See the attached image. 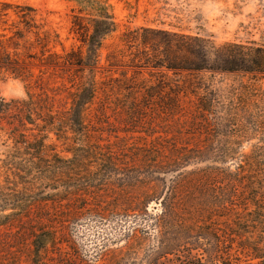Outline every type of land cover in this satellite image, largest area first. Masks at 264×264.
Returning a JSON list of instances; mask_svg holds the SVG:
<instances>
[{
    "label": "rangeland",
    "instance_id": "obj_1",
    "mask_svg": "<svg viewBox=\"0 0 264 264\" xmlns=\"http://www.w3.org/2000/svg\"><path fill=\"white\" fill-rule=\"evenodd\" d=\"M0 2L36 9L59 36L52 51L93 66L0 73V264H264V78L187 69L264 48V0ZM101 8L116 30L89 61ZM29 100L53 126L23 123L11 102ZM168 188L181 243L163 257L154 217Z\"/></svg>",
    "mask_w": 264,
    "mask_h": 264
},
{
    "label": "trees",
    "instance_id": "obj_2",
    "mask_svg": "<svg viewBox=\"0 0 264 264\" xmlns=\"http://www.w3.org/2000/svg\"><path fill=\"white\" fill-rule=\"evenodd\" d=\"M81 5H87L88 0H76ZM102 13H99L97 19L93 21L92 32L86 34L83 43L88 46L87 57L90 61L97 49L101 47L102 40L105 36L113 33L116 30V23L112 14L101 8ZM46 24L41 19L38 20L37 10L27 5L6 4L0 2V73L8 74L16 78L33 77L34 72L31 66L34 62L39 61V67L46 70L58 71V69L73 68L78 66L81 71L84 69H92V62H86L85 57L79 56L75 52L65 53L64 55L52 51L51 45H56L59 36L46 28ZM85 29V28H82ZM32 39L34 41L32 42ZM40 49L38 53H32L33 50ZM97 59L98 56H95ZM95 61V60H94ZM217 68H202L199 65L187 68L189 71L196 72H230L241 73L251 77L252 80L258 81L264 78V48H247L244 46H236V51H229L225 61H222ZM94 95L92 84L83 86L81 91L75 95L72 106L71 116L79 118L82 110L91 101ZM18 106L20 111L19 117L21 120L29 124H35L33 115H36L37 120H41L47 126H53L54 122H49L40 116L37 112L38 108L33 100L22 102H11ZM0 111L10 109V103L5 100L0 102ZM205 109V108H204ZM205 111H209L206 110ZM76 122V123H75ZM74 125H80L79 120H76ZM173 191L170 188L166 190L163 196L158 199L163 208L161 213L154 217L156 220V228L159 232V238L165 240L162 242L163 257L175 254L180 247V238H175L173 231L180 228V215L175 207ZM144 204H148L147 202ZM25 213V212H24ZM144 218L153 216L145 214ZM46 235L35 236L34 246L36 251H40L39 247L45 243ZM174 237V238H173ZM185 239H183L184 241ZM39 255V252H38ZM189 261V259L187 260ZM194 261V259H193ZM188 264V262H187Z\"/></svg>",
    "mask_w": 264,
    "mask_h": 264
}]
</instances>
